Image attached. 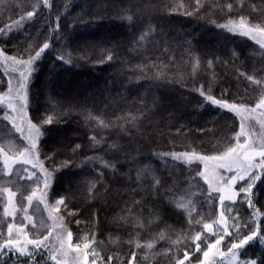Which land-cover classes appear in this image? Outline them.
<instances>
[{
  "label": "trees",
  "instance_id": "trees-1",
  "mask_svg": "<svg viewBox=\"0 0 264 264\" xmlns=\"http://www.w3.org/2000/svg\"><path fill=\"white\" fill-rule=\"evenodd\" d=\"M49 2L51 9L43 0H3L0 48L9 56L27 59L30 46L34 54L46 39L51 45L29 82L28 112L39 119L59 114L52 125H45L52 131L42 138L40 160L49 170L59 169L66 159L72 161L57 172L56 185L60 194L71 198L70 207L78 209L72 214L67 209L56 212L72 232L71 242L80 247L89 243V259L95 258L97 264H105L109 256L112 264H126L132 252H136L134 264H177L185 251L191 253L190 264L197 263L219 233L217 229L202 231L204 223L218 218L219 198L215 193L207 198L208 187L197 175L202 170L198 161L189 164L161 154L215 155L237 142L240 121L236 114L213 106L199 89H210L217 99L255 106L264 83L257 85L247 76L264 77V47L251 35L230 29L242 17L249 26L264 27V0ZM36 3V15L12 27ZM57 16L63 37L59 40L55 34L49 37ZM69 53L71 65L57 59ZM110 53L111 60L107 59ZM1 68L3 93L8 81ZM6 111L0 104V148L16 156L26 141L4 119ZM77 144L81 147L73 154ZM57 150H64L68 157L45 159L58 154ZM25 169L39 175L38 169L23 163L6 174L0 161V189L16 193V213L11 217L4 214L5 197L0 191V240L10 222L25 224L33 239L47 235L51 228L48 209L40 200L28 203L25 211L26 197L35 187V178ZM101 172L103 187L98 184L93 197L81 181ZM255 191V209L249 208L243 194L235 202H225L231 209L225 212L229 224L239 223L242 230L237 234L234 226L229 229L231 235L225 234L221 243L223 250L257 224L264 227V186L257 182ZM54 202L55 197H49V204ZM178 202H190V206L178 208ZM26 216L31 224L22 223ZM196 232H201L199 241L194 239ZM148 243L151 248L145 246ZM197 243L202 250H197ZM137 244H142L139 250ZM50 249L49 245L30 249L35 264H55ZM261 254L264 245L257 237L240 250L239 257L256 259ZM17 255L0 257V264L5 259L15 264ZM32 259L21 257V264Z\"/></svg>",
  "mask_w": 264,
  "mask_h": 264
},
{
  "label": "snow or ice",
  "instance_id": "snow-or-ice-1",
  "mask_svg": "<svg viewBox=\"0 0 264 264\" xmlns=\"http://www.w3.org/2000/svg\"><path fill=\"white\" fill-rule=\"evenodd\" d=\"M3 0H0L2 3ZM44 6L51 9L52 5L49 0H43ZM38 3L32 5V11H27L24 16L20 17V20L13 21L12 27H18L21 22L24 20H31L36 15V9ZM229 7H231L229 5ZM191 13L185 11V15H190ZM132 16H128L129 21L132 20ZM55 27L49 28V37L53 34L56 35V38L63 39L62 35L59 33L60 29V16L56 17ZM242 30V34L250 35L252 32H259L264 34V27H257L255 29L248 26L245 23L244 18H241L239 25H236L233 29L230 30ZM11 29H9L10 31ZM3 30H0L2 32ZM151 31V28H149ZM145 34L141 35V39L144 38ZM253 39L255 37L253 36ZM258 43L264 47V40H258ZM51 47L48 39L44 41L37 49L34 50L31 46L28 49L29 55L27 59H24L22 56H9L8 53L0 48V63H3L6 66L11 67V71L8 70V67L5 68V75L9 77L8 79V88L4 93H0V104H4L6 110L4 119L10 120L15 127L16 131L20 133L27 141V145L24 146L21 150L17 152V155L14 157H9L3 150L0 148V158L3 159L4 168L6 171L10 172L12 170L11 164L15 163L16 160H20L25 165H31L33 169H38L39 175L36 171H28L30 178H35L34 183L35 187L33 191L26 197L29 204L32 203L34 199H39L42 203L45 204V207L48 208L50 217L51 213L59 212L61 209H67L70 214L78 211L74 206L70 207L71 198L67 194H60L57 191V172L60 169L66 168L72 164L71 159H66L61 162L59 169L53 168L49 170L44 166V163L40 160L42 155V145L44 144L43 137H46L51 131V127H45V125H52L57 119H59V114L47 115L44 119H39L33 117L29 114L28 108L30 107V97H29V82L32 75L36 71L38 66V61L41 59L42 54L46 52ZM113 54H109L107 59L111 60ZM57 59L71 65L73 63L70 53L67 55L61 54L57 56ZM99 62H103L102 60ZM211 63V61H209ZM19 73L18 77L15 76V73ZM15 79V84L13 83ZM247 80L251 81L257 85L264 83V77L256 79L253 75H248ZM200 95L205 97V99L215 107L225 109L227 111L233 112L236 115L241 117V124L239 132L235 133L237 142L234 145L227 146L226 150L222 153L215 155H203L193 152H183V153H164L162 156H171L175 160H183L187 163L192 161H199L203 164V169L197 172V175L203 179V181L208 186V199H212V194L215 193L219 198V216L212 223H204L203 230L213 231L214 228L217 230H222L224 234L231 235L229 229L235 227L237 234L242 230L239 223L234 225L229 224V216L225 215V212H230L231 209L225 207L226 201H237L240 194H243L244 199L247 201L249 208L255 209V197H256V187L257 182L259 185L264 186V137H261L259 142L250 140L248 137L250 133L246 130L247 125L245 123L250 117L259 113L258 122L261 124V127H264V88L261 89L260 98L257 100L255 106H252L250 103H243L237 101H229L226 99H217L214 95L211 94V90H205L203 86L199 89ZM14 114V115H13ZM91 116V113H89ZM17 120L20 121L17 124ZM38 120V122H34ZM25 121L27 134H25ZM99 123L107 127L103 120H99ZM243 142H241V138ZM93 142H97L95 137L90 138ZM81 146L77 144L75 149H73V154L75 150L79 149ZM54 159L55 156L48 157L45 159ZM97 159L96 157H87L86 160L92 161ZM213 162L210 166L209 162ZM102 163H105L102 161ZM112 168H115V165H108ZM220 170H225L229 175H223ZM99 171V170H97ZM139 175V173H138ZM104 176V173L94 179L81 181L82 184L86 185L87 191L93 197L96 196L99 191L97 185L99 184L103 187L101 180ZM243 181V186L239 185V182ZM42 182V183H41ZM159 183V180L157 181ZM3 193L7 194V204L4 206V214L15 216L16 205L14 202V197L16 193L13 192L10 188L0 189ZM106 194V192H105ZM49 197H55L54 204H49ZM188 205L182 202L177 203L178 208H188ZM25 207V211H26ZM258 214V210L253 212V218ZM31 221V217H26ZM61 222L63 223V217H60ZM79 223V221H77ZM35 227V224H34ZM16 235L17 238H14ZM19 236H23V239H20ZM53 236L51 228L47 235H42L37 239H31L28 237L26 232H23L19 226H14L13 224H8L7 236L0 240V257H8L9 254L16 255L15 264H21V257L31 256L33 259L30 264H35V258L32 251L29 250L28 246L31 245L34 249H39L41 247L47 248L51 238ZM72 232L67 231V240H72ZM259 238L261 245H264V227L260 224H257L256 228L249 232L248 235L243 236L242 239L234 241L231 247L228 249V253L220 251L219 245L224 239L223 235H220L214 244H209L207 250H202L200 244H196L197 250L203 251L204 259L200 260L199 264H223V261H215V256L219 255L223 258L227 264H264V254H261L256 259L241 260L239 257V252L250 242L254 241L256 238ZM201 238V232H196L194 239L199 241ZM56 239L59 241L60 247L56 248L53 246L50 251V259L55 262V264H65V260L61 259V256H67V251L65 249V241L62 234L57 233ZM131 243V241H130ZM71 243L68 244V248H71ZM139 247V244H137ZM147 247L151 248L152 244H148ZM76 262L77 264H97L96 259L89 261L88 257L89 252V243L83 245V249L79 245L76 246ZM82 252V258L80 253ZM191 253L185 251L183 258L177 259V264H186L189 262V256ZM136 259V252H132V259L128 260L126 264H134ZM113 257L109 256L105 264H112ZM4 264H8L7 259H5ZM190 264V262H189Z\"/></svg>",
  "mask_w": 264,
  "mask_h": 264
},
{
  "label": "rangeland",
  "instance_id": "rangeland-1",
  "mask_svg": "<svg viewBox=\"0 0 264 264\" xmlns=\"http://www.w3.org/2000/svg\"><path fill=\"white\" fill-rule=\"evenodd\" d=\"M240 24V22H238L237 24H234V26H236V25H239ZM249 26V25H248ZM249 27H251V28H253V29H255L256 27H253V26H249ZM237 30H239V31H242V30H240V29H237ZM251 36H252V38H253V36L255 37V39L256 40H264V34H261V33H259V32H252L251 34H250ZM0 67H2L1 69L3 70V72H5V68L6 67H8V70L9 71H11V67L10 66H6V65H4L3 63H0ZM15 76H17L18 77V75H19V73L17 72V73H15L14 74ZM6 77H7V81H8V79H9V77L6 75ZM13 83L15 84V79H13ZM8 85V84H7ZM7 88H8V86H7ZM7 91V89L4 91V92H6ZM3 92V93H4ZM9 112H10V110H9ZM14 115V114H13ZM237 117H238V119H239V121H240V124H241V117L240 116H238V115H236ZM260 117H259V113H257V114H255L254 116H252V117H250L248 120H246L245 121V123H246V125H247V131L250 133V135H249V139L250 140H253V141H256V142H259V140H260V138L261 137H264V127H261V124L258 122V119H259ZM94 120L95 119H93V120H91L90 121V127H91V129L94 127ZM8 121H10V120H8ZM10 123H11V121H10ZM20 123V121L19 120H17V124H19ZM239 130H240V128H239ZM25 134H27V128H26V121H25ZM25 139V138H24ZM243 137L241 138V142H243ZM25 141H26V145H27V143H28V141L25 139ZM57 152H58V150H57ZM56 152V153H57ZM6 153V152H5ZM7 154V153H6ZM9 157H14V156H12V155H9V154H7ZM55 157L56 158H66V157H68V156H66L65 155V152H64V150H61V153H59L58 152V154H55ZM0 161H1V166H2V169H3V171H4V173H8V171H6L5 170V168H4V163H3V159L2 158H0ZM199 162V161H198ZM17 163H23L22 161H20V160H16V162L15 163H12L11 164V168L15 165V164H17ZM200 164H201V167H202V169H203V164L201 163V162H199ZM213 162H209V164H210V166H211V164H212ZM30 165V164H29ZM31 166V165H30ZM220 172L223 174V175H225V176H227V175H229L228 173H227V171H225V170H220ZM243 181H241V182H239V185L240 186H243ZM206 184V183H205ZM207 185V184H206ZM208 187V186H207ZM4 194V197H5V204H7V194L6 193H3ZM72 196H76V192H75V194L74 195H72ZM35 200H39V199H34L33 201H35ZM32 201V202H33ZM14 202H15V197H14ZM27 204H28V201H27V199L25 200V203H24V207L25 206H27ZM5 206V205H4ZM48 209V208H47ZM47 213L49 214V217H50V213H49V210L47 211ZM11 217H12V215H10ZM26 217H28V216H26ZM26 217L24 218V220H23V222L22 223H26V224H31V223H27V222H30L28 219H26ZM11 224H13L14 226H19L21 229H22V231L23 232H26L27 230H25V227H24V225H20L19 223H17V222H10ZM9 223V224H10ZM15 223V224H14ZM50 224H51V230H52V233H53V236H52V238H51V241H50V243H49V247H53V246H55L56 248H59L60 247V244H59V241L56 239V234L57 233H60V234H62L63 235V237H64V241H65V249H66V251H67V256H61V259H63V260H65V264H77V262H76V256H77V252H76V246H75V244H73L71 241H68L67 240V231L68 230H70L64 223H62L61 222V220H60V217L56 214V212H53V213H51V217H50ZM7 229H8V225H7V227H6V232H5V234L3 235V238L4 237H6L7 236ZM215 229V228H214ZM205 231H208V230H205ZM217 231H219V233L217 232V234H216V237H215V239H214V241L213 242H211L210 244H214L215 243V241L217 240V238L220 236V235H223L224 237H225V234H224V232L222 231V230H217ZM27 233V232H26ZM28 234V237L30 238V235H29V233H27ZM14 238H17L16 237V235H14ZM19 238L20 239H23V236H19ZM31 239H33V238H31ZM223 241V240H222ZM222 241H221V243H222ZM69 243H71V245H72V247L71 248H68V244ZM221 243H220V245H219V248H220V251H222V252H224L225 254H227L228 253V250H223L222 249V247H221ZM149 244V243H148ZM148 244H146L145 246H147ZM142 244H140L139 245V247L141 246ZM137 248L138 250L140 249V248ZM28 248H29V250L30 249H33V247L31 246V245H29L28 246ZM81 249H83V247H80ZM208 248V247H207ZM207 248L205 249V250H207ZM31 251V250H30ZM80 255H81V258H82V252L80 253ZM88 259H89V257H88ZM202 259H204V257H203V253H202V257H201V260ZM212 259H214L215 261H223V263H226L227 264V262L226 261H224L223 260V258L222 257H220L219 255H217V256H215L214 258H212ZM89 261H91L90 259H89ZM199 262L200 261H198L197 263H195V264H199Z\"/></svg>",
  "mask_w": 264,
  "mask_h": 264
}]
</instances>
